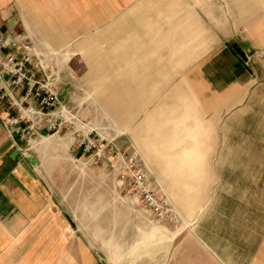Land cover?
Returning <instances> with one entry per match:
<instances>
[{"label": "crops", "instance_id": "crops-1", "mask_svg": "<svg viewBox=\"0 0 264 264\" xmlns=\"http://www.w3.org/2000/svg\"><path fill=\"white\" fill-rule=\"evenodd\" d=\"M19 1L27 14L26 25L36 24L54 46H62L91 27L98 29L99 40L131 35L125 29L126 18L120 16L121 7L138 2ZM171 1L175 9L160 18L137 14L138 20L148 22L145 48L137 40L123 46L115 42L110 48L117 50L113 54L118 57L105 62L100 54L90 55L89 80L100 86L104 72L116 75L110 76L105 91L100 92L104 109L136 144L155 152L161 164L157 169L195 179L202 176L209 139L198 120L196 99L208 116L204 119L216 122L243 110L262 87L264 61L259 53L264 52V0ZM23 30L17 0H0V32L14 39ZM9 53L10 49L0 51V61ZM115 58L124 63L135 59L122 77L113 66ZM144 58L145 66L140 64ZM24 94L19 89L15 95ZM141 113L145 117L136 129L134 121ZM15 115L17 110L0 96V264H104L106 259L97 260L83 241L80 234L86 231L74 226V215L60 209L51 192L59 176L73 170L75 162L92 175H103L106 169L77 149L69 133L51 135L44 129L29 141L19 135L11 137L5 123ZM189 121H194L190 129L185 126ZM20 126L26 124L21 121ZM185 137L192 139V145L177 150ZM135 151L145 170L153 169V156ZM187 201L181 200L190 209ZM110 258L116 261L115 254Z\"/></svg>", "mask_w": 264, "mask_h": 264}, {"label": "rangeland", "instance_id": "rangeland-1", "mask_svg": "<svg viewBox=\"0 0 264 264\" xmlns=\"http://www.w3.org/2000/svg\"><path fill=\"white\" fill-rule=\"evenodd\" d=\"M114 3L118 5L122 0ZM17 7L24 27L22 35L46 62L48 74L54 72L51 81L62 104L105 137L133 150L140 149L138 152L147 151L152 157L155 152L140 147L134 138L123 133L99 101L110 76L116 75L106 71L103 85L92 84L88 59L98 54L105 62L118 57L113 54L117 50L110 48L115 42L123 46L137 40L145 48L147 21L138 20L137 14L160 18L159 15L175 9L172 1L138 0L132 5L122 4L120 16L126 18L125 29L131 30V35L99 40L98 29L91 27L62 46L51 44L36 24L30 22L27 26V14L19 0ZM107 25L102 24V29ZM90 41L94 42L91 46L87 44ZM83 45L87 49L82 50ZM134 60L124 63L115 58L117 76L122 77ZM140 64L145 66V58ZM251 99L243 110L237 109L216 122L206 120L203 107L197 99V103L194 101L199 123L209 137L201 177L170 175L157 169L160 161L151 158L153 169L146 172L159 191L167 218L161 219L146 210L138 197L107 170L103 175H92L75 162L73 170L59 176L51 194L60 209L74 215V226L86 231L80 235L97 260L105 258L104 264H264V81ZM144 117V113L136 117V129L141 127ZM185 123L189 129L194 125V121ZM183 125L180 123L181 128ZM185 138L177 150L192 145V139ZM184 198H189L190 209L181 202ZM112 254L115 262L111 261Z\"/></svg>", "mask_w": 264, "mask_h": 264}, {"label": "built area", "instance_id": "built-area-1", "mask_svg": "<svg viewBox=\"0 0 264 264\" xmlns=\"http://www.w3.org/2000/svg\"><path fill=\"white\" fill-rule=\"evenodd\" d=\"M4 49H10V53L0 61V96L17 110V115L5 123L10 136L19 135L29 141L41 135L44 129L51 135L71 134L76 148L88 155L90 161L116 175L146 210L161 219L167 218L168 211L159 191L151 183L136 151L105 137L71 114L51 81L53 72L48 74L29 39L24 35L13 39L0 32V51ZM259 57L264 61V52H260ZM19 89H24L25 94L16 98ZM21 121L25 127L20 126Z\"/></svg>", "mask_w": 264, "mask_h": 264}, {"label": "water", "instance_id": "water-1", "mask_svg": "<svg viewBox=\"0 0 264 264\" xmlns=\"http://www.w3.org/2000/svg\"><path fill=\"white\" fill-rule=\"evenodd\" d=\"M17 155H18V152L16 151V152L14 153V157H16ZM30 159H33V157L30 156Z\"/></svg>", "mask_w": 264, "mask_h": 264}]
</instances>
